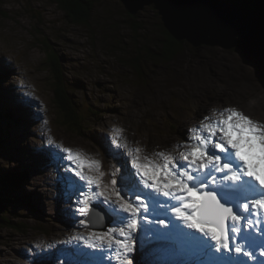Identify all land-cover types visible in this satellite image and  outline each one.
<instances>
[{
	"label": "rangeland",
	"instance_id": "374dc122",
	"mask_svg": "<svg viewBox=\"0 0 264 264\" xmlns=\"http://www.w3.org/2000/svg\"><path fill=\"white\" fill-rule=\"evenodd\" d=\"M92 2L89 23L78 25L55 0H0V100L17 119L11 136L16 148L9 151L10 142L2 139L0 167L24 174L16 196L4 203L9 224H0V264H119L114 248L91 249L83 239H73L86 237L87 230L78 224L79 216L70 214L75 197L63 180L68 161L59 159L58 145L101 160L111 176L120 165L105 156L102 144L105 138L110 143L114 128L123 130L122 143L139 144L151 154L190 143L191 130L213 109L236 107L264 123V71L241 45L224 49L184 42L166 61L156 53L164 35L151 6L131 16L116 0ZM54 52L79 108L80 131L62 125L53 104L48 56ZM135 57L133 65L129 61ZM4 125L0 121V131ZM103 219L107 228L114 226L110 215ZM138 237L128 254L133 264H209L213 259L194 242L155 241L151 233ZM243 242L252 257L233 250V264H264L256 255L264 248Z\"/></svg>",
	"mask_w": 264,
	"mask_h": 264
},
{
	"label": "snow or ice",
	"instance_id": "6c2138e0",
	"mask_svg": "<svg viewBox=\"0 0 264 264\" xmlns=\"http://www.w3.org/2000/svg\"><path fill=\"white\" fill-rule=\"evenodd\" d=\"M191 133L190 143L147 154L139 144L122 143L123 130L114 128L110 143L105 138L102 144L120 165L111 176L101 160L58 145L59 159L68 161L63 180L75 197L70 214L87 230L73 239L91 249L114 248L119 264H133L128 254L141 233L155 241L194 242L213 258L209 264H233V250L251 258L237 241L252 247V218L264 216V123L225 107L213 109ZM94 215H110L114 226L94 230Z\"/></svg>",
	"mask_w": 264,
	"mask_h": 264
},
{
	"label": "water",
	"instance_id": "95a60500",
	"mask_svg": "<svg viewBox=\"0 0 264 264\" xmlns=\"http://www.w3.org/2000/svg\"><path fill=\"white\" fill-rule=\"evenodd\" d=\"M134 16L151 6L163 28L178 42L224 49L242 46L264 71V15L226 0H116ZM95 230H106L109 221L93 217Z\"/></svg>",
	"mask_w": 264,
	"mask_h": 264
},
{
	"label": "trees",
	"instance_id": "16d2710c",
	"mask_svg": "<svg viewBox=\"0 0 264 264\" xmlns=\"http://www.w3.org/2000/svg\"><path fill=\"white\" fill-rule=\"evenodd\" d=\"M228 3H235L239 7H248L253 10H258L261 15H264V0H226ZM57 5L64 11L65 15L74 23L80 25H87L89 23L91 12L93 11L92 0H55ZM159 27L164 35V41L156 53L166 61L172 59L179 51L184 42H178L174 40L168 32L163 28L162 23H159ZM48 59L50 61L51 70L53 71L54 78V100L53 104L56 106L57 111L61 118L62 125H66L68 129L74 131L82 128V122L79 119V108L76 107L74 101L71 98V93L65 87V79L62 76L60 69L61 60L59 56L54 53H49ZM137 57L131 59V64H137ZM1 74V73H0ZM2 77L0 76V81ZM1 97V96H0ZM81 118V117H80ZM0 121H4L3 129L0 131V149L5 147V142H10L7 147L9 151L16 148L17 141H13V126L17 123V119H12L8 112V105H4L0 100ZM5 129V130H4ZM12 156V153H10ZM24 178V174L11 168L0 167V224L2 222L8 223L4 216L9 209L5 207L4 203L12 201V197L16 196L17 191L20 190V183ZM27 200V199H25ZM9 224V223H8ZM18 226L20 224H17ZM141 256H138L136 260H139Z\"/></svg>",
	"mask_w": 264,
	"mask_h": 264
},
{
	"label": "bare ground",
	"instance_id": "6f19581e",
	"mask_svg": "<svg viewBox=\"0 0 264 264\" xmlns=\"http://www.w3.org/2000/svg\"><path fill=\"white\" fill-rule=\"evenodd\" d=\"M254 223H256V225H255V228H256V229H253V231H252V236L255 238L256 235H257L259 232H261L262 230H264V229H262V225H264V218L261 217L259 221H257V219H256V220H254ZM257 225H258V226H257ZM238 243H239V242H238ZM240 244H241L243 247L246 246V244H244L243 241H240ZM256 255H257V254H256ZM240 256H241V255H240ZM260 256L262 257L263 255H261V253H260ZM260 256L257 255V258H258V259H261ZM263 257H264V256H263ZM240 259H242V258H240ZM262 261H263V260H262ZM262 261L257 260L256 263H260V262H262ZM262 263H263V262H262Z\"/></svg>",
	"mask_w": 264,
	"mask_h": 264
}]
</instances>
